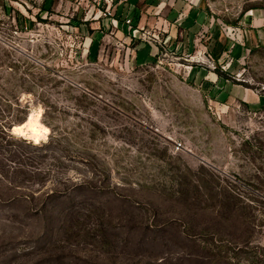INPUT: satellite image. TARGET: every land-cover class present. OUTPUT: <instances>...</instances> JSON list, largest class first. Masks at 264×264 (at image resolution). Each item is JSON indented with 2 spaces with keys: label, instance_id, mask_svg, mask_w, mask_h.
<instances>
[{
  "label": "rangeland",
  "instance_id": "obj_1",
  "mask_svg": "<svg viewBox=\"0 0 264 264\" xmlns=\"http://www.w3.org/2000/svg\"><path fill=\"white\" fill-rule=\"evenodd\" d=\"M208 2L212 25L98 35L44 0L0 38V116L25 117L0 132V264H264V0Z\"/></svg>",
  "mask_w": 264,
  "mask_h": 264
},
{
  "label": "crops",
  "instance_id": "obj_2",
  "mask_svg": "<svg viewBox=\"0 0 264 264\" xmlns=\"http://www.w3.org/2000/svg\"><path fill=\"white\" fill-rule=\"evenodd\" d=\"M207 6L211 9L208 0H116L114 15H108L102 17L100 21H96L101 25L100 27L93 22L92 29L98 35L101 34L103 28L127 30L130 26L126 23V18L132 19V17L136 18L141 25L156 24L158 29L166 31L173 30L177 24L182 27L196 28L207 23L208 19H210L208 24L212 25L213 20L209 17L211 14ZM245 15L244 18L250 23H257L255 25L264 23V7L254 6ZM133 23L134 21H132ZM135 24L138 23L135 22ZM126 38H129V35H126ZM147 45L149 54L154 56L157 52V45L154 43H147ZM139 50L141 51V49ZM139 50L138 53H140ZM135 55H137V51Z\"/></svg>",
  "mask_w": 264,
  "mask_h": 264
},
{
  "label": "built area",
  "instance_id": "obj_3",
  "mask_svg": "<svg viewBox=\"0 0 264 264\" xmlns=\"http://www.w3.org/2000/svg\"><path fill=\"white\" fill-rule=\"evenodd\" d=\"M44 0H2L0 1V38L5 42L11 44L16 38V34L23 30V23L25 22L24 15L31 7L34 9L35 5ZM83 0H58L63 4L64 2H71L74 10H78L82 5ZM86 8L93 13V10L100 11L101 15L113 16L116 0H84ZM87 1V2H86ZM84 8L85 10H87ZM126 23L132 26V19L127 18Z\"/></svg>",
  "mask_w": 264,
  "mask_h": 264
},
{
  "label": "bare ground",
  "instance_id": "obj_4",
  "mask_svg": "<svg viewBox=\"0 0 264 264\" xmlns=\"http://www.w3.org/2000/svg\"><path fill=\"white\" fill-rule=\"evenodd\" d=\"M14 132H18L34 141H38L44 137L46 129L39 122L37 114H30L22 126L14 128Z\"/></svg>",
  "mask_w": 264,
  "mask_h": 264
},
{
  "label": "trees",
  "instance_id": "obj_5",
  "mask_svg": "<svg viewBox=\"0 0 264 264\" xmlns=\"http://www.w3.org/2000/svg\"><path fill=\"white\" fill-rule=\"evenodd\" d=\"M30 22H31V20H30ZM217 43H219V42H217ZM220 50L221 49L219 48L218 52H215L216 58L219 57ZM18 105H20V103ZM24 119H25L24 115L23 116L17 115L15 118H13V116H9V115L1 113V116H0V132L4 133V134H8V135L11 134L9 132L8 128L10 126H12V124L15 121H23Z\"/></svg>",
  "mask_w": 264,
  "mask_h": 264
}]
</instances>
